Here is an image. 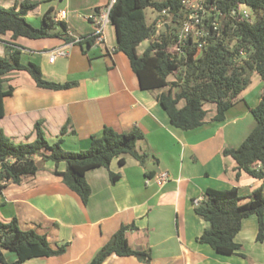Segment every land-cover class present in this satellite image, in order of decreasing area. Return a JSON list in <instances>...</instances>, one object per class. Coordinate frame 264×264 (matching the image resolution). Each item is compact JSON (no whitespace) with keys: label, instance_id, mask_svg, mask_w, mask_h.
Segmentation results:
<instances>
[{"label":"crops","instance_id":"1","mask_svg":"<svg viewBox=\"0 0 264 264\" xmlns=\"http://www.w3.org/2000/svg\"><path fill=\"white\" fill-rule=\"evenodd\" d=\"M23 1L0 0V5L19 9ZM31 1L38 2L26 16L33 26L41 27L44 13L52 8L55 22L63 21L65 28L56 23L55 36L38 39L13 40L10 33L1 34L0 56L6 55V42L14 41L21 50L23 64L39 65L49 81L76 84L53 90L39 87L27 70L9 72L4 86H14V92L4 98L5 115L0 117V128L16 142H30L36 138L35 124L41 120L45 136L54 143L68 123L62 147L79 151L87 149L91 137L101 135L105 126L118 132L137 127L144 133L137 150L148 157L141 164L126 154L124 163L114 158L110 167L89 169L86 179L91 194L84 203L55 173L65 171L67 163L36 155L39 169L35 174L0 189V218H17L22 229H34L46 235L54 248L66 245V250L21 264H88L123 225L130 226L126 237L131 248L146 254H111L103 264L264 262V240H257L255 214L243 219L235 237L243 255L222 253L199 241L209 225L194 204L209 188L237 187L241 196L248 197L264 185V179L245 171L238 177L236 160L224 154L225 149L240 146L257 124L252 109L260 103L263 93L259 73L253 71L249 85L228 109L225 120L214 119L216 103L208 102L204 106L205 122L195 129L183 130L171 124L158 101L157 95L163 89L141 88L128 56L117 49L111 20L105 26L104 41L94 38L91 43L87 39L74 43L77 37L96 32V21L111 0ZM62 10L66 11L64 17L60 16ZM145 41L147 47L150 39ZM142 43L139 54L146 48L141 49ZM59 47H65L66 55L50 61L51 51ZM110 172L120 177L113 182ZM164 172L168 178L159 180ZM3 253L4 264H14L18 258L14 251L4 249Z\"/></svg>","mask_w":264,"mask_h":264},{"label":"trees","instance_id":"2","mask_svg":"<svg viewBox=\"0 0 264 264\" xmlns=\"http://www.w3.org/2000/svg\"><path fill=\"white\" fill-rule=\"evenodd\" d=\"M204 4L206 8H212L214 14L208 19L203 18L206 34L201 39V51H198L199 43L189 39L184 51L179 52L170 49L173 42L175 46L178 43L179 33L155 37L158 21L148 24L145 9L153 7L159 12L168 9L175 18L183 15V0H115L109 17L116 29L117 49L128 56L142 89H163L157 95L158 101L171 124L183 130L195 129L205 122L207 110L204 106L208 102L216 103L214 119L225 120L228 109L249 85V72L259 73L263 80V93L260 103L252 109L257 124L240 146L225 149L224 154L236 160L238 177L241 171H245L264 179V0H205ZM37 5V1L31 0L23 1L19 9L17 6L0 5V35L10 33L13 40L19 37L38 39L55 36L53 29L56 23L65 28L63 21L55 22L52 8L44 13L41 27L33 26L26 16ZM240 5L253 10L254 21L240 15ZM216 15L224 16L221 24ZM166 29L169 31L168 27ZM147 39H150L149 45L139 54L138 46ZM93 40L92 36L87 39L89 43ZM5 47L6 55L0 56V117L5 115L4 98L14 92V86H4L5 76L11 71L27 70L42 88L60 90L76 84L75 81L58 83L45 79L39 65L21 62V50L14 41L6 42ZM243 53L246 57H242ZM173 74H178L176 81L169 79ZM42 123L41 120L36 122L34 130L37 136L30 142H16L0 128V189L35 174L39 169L35 156L40 155L56 163H67L65 171L56 170L55 173L62 176L65 184L87 203L91 194L86 179L89 169L110 167L114 158L124 163L126 154H131L141 164H145L148 157L147 153L137 150V142L144 138L143 131L137 127L128 132H118L105 126L101 135L91 137L87 149L72 151L62 147V136L67 132L68 123L54 143L48 141ZM110 177L115 182L120 176L110 172ZM245 198L247 200L243 201ZM195 209L209 225L199 241L210 244L219 252L243 255L242 245L235 237L241 230L243 219L253 214L258 218L257 240H264V185L248 197L241 196L237 187L209 188ZM129 228V225L121 226L88 264H103L111 254L145 255L129 245L126 237ZM4 249L14 251L18 256L14 264H21L37 256L62 254L66 245L54 248L46 235L34 229H22L17 218L10 221L0 218V263L3 264L6 263Z\"/></svg>","mask_w":264,"mask_h":264},{"label":"built area","instance_id":"3","mask_svg":"<svg viewBox=\"0 0 264 264\" xmlns=\"http://www.w3.org/2000/svg\"><path fill=\"white\" fill-rule=\"evenodd\" d=\"M193 1L196 3H193ZM193 1L192 0H183L184 6L187 7V9H189V14H188L187 18H185V20L183 21L182 31L179 33L178 43L175 46V50L179 51V52L184 51V46L186 44V41L189 39H191V41L194 43H197V42L199 43L198 44V51H201V49H202L203 43H202L201 39H202V37L205 36L206 32H205V28L203 26L204 16H203V12H201V10L205 11V9H204V7H205L204 1L205 0H193ZM114 2H115V0H111L110 6L107 8V10L105 12H103L100 15V17L96 21L97 29H96V32L94 34H92L91 36L94 37L97 41L102 42L105 39L104 29H105L106 24L110 21L109 12H110L111 6L113 5ZM167 11H168V9H165L162 11V13H166ZM233 12L236 13L235 10ZM238 12L240 13V15H242L243 18H246L249 21L251 20L250 12L248 11V9L244 5L239 6ZM65 15H66V11L62 10L60 12V16L64 17ZM214 25H216L215 22H214ZM91 36H88L85 38L84 37L83 38L77 37L75 39L74 43L84 41L85 39H89ZM63 55H66L65 47L55 48L50 53V61H54L58 56H63ZM167 178H168L167 172H164L158 176L159 180H166ZM203 200H204V195L197 197L194 200L195 206H198Z\"/></svg>","mask_w":264,"mask_h":264},{"label":"rangeland","instance_id":"4","mask_svg":"<svg viewBox=\"0 0 264 264\" xmlns=\"http://www.w3.org/2000/svg\"><path fill=\"white\" fill-rule=\"evenodd\" d=\"M193 3H196V2L193 1ZM204 9H205V11L201 10V12H203L204 20L208 19L212 14H214L212 8H205L204 7ZM183 11L184 12H183L182 16H178V17L174 18V16L172 14H170L169 11H167L166 13H162V12L159 13L158 10H156V9H154L152 7L147 8L145 10L147 23L148 24H152V23L155 22V20L158 21L157 26H156V30H155L156 32H155L154 36L157 37V38L158 37L161 38L166 33L173 34V35H174V33H176V34L180 33L182 31L183 21L185 20V18L189 14V9H187V7H185L183 9ZM248 11L251 14L252 21H254L255 16H254L253 10H251V9L249 10L248 9ZM215 17H216V20L218 21V23L221 24L222 19L224 18V16L216 15ZM167 27H168L169 31H167V29H166ZM173 41H174V39H173ZM146 45H147V42L146 41L143 42L141 49L145 48ZM170 49H175L174 42H173V46L170 47ZM242 57H246V54L243 53ZM249 74H250V77L254 76L253 71H250ZM177 76H178V74H173V75H171L169 77V79L171 81H176ZM248 255H251L250 251H249Z\"/></svg>","mask_w":264,"mask_h":264}]
</instances>
